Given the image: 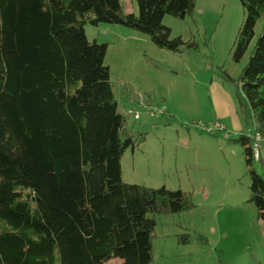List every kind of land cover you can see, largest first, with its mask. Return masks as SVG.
Wrapping results in <instances>:
<instances>
[{
  "label": "trees",
  "instance_id": "trees-1",
  "mask_svg": "<svg viewBox=\"0 0 264 264\" xmlns=\"http://www.w3.org/2000/svg\"><path fill=\"white\" fill-rule=\"evenodd\" d=\"M195 2L135 0V15L123 14L119 0H0V264H151L148 215L186 210V195L122 181L120 159L135 141L117 111L107 46L83 27L117 25L162 49L195 48L162 23L191 14ZM240 2L235 60L260 24L236 105L250 132L238 140L250 202L264 224V154L257 174L251 139L258 132L264 144V0Z\"/></svg>",
  "mask_w": 264,
  "mask_h": 264
},
{
  "label": "rangeland",
  "instance_id": "rangeland-1",
  "mask_svg": "<svg viewBox=\"0 0 264 264\" xmlns=\"http://www.w3.org/2000/svg\"><path fill=\"white\" fill-rule=\"evenodd\" d=\"M119 3L123 14L137 15L135 0ZM244 17L240 0H196L184 18L165 15L162 23L171 37L196 45L177 52L117 25L83 27L90 42L107 46L104 63L117 111L132 108L126 101L132 94L153 97L150 105L165 111L154 116L135 106L139 119L125 116L135 147L120 159L124 183L164 186L186 195V210L148 215L155 221L151 264H264V224L250 202V173L238 141L250 136L236 105L238 80L260 33L258 24L249 49L235 60L234 42ZM209 122H220L224 131L209 135L193 125ZM253 169L261 174L257 160ZM185 238L187 243H180Z\"/></svg>",
  "mask_w": 264,
  "mask_h": 264
},
{
  "label": "built area",
  "instance_id": "built-area-1",
  "mask_svg": "<svg viewBox=\"0 0 264 264\" xmlns=\"http://www.w3.org/2000/svg\"><path fill=\"white\" fill-rule=\"evenodd\" d=\"M133 97L135 99L136 106L146 107L150 115L163 116L165 114V111L163 109H155L150 105L151 100L153 99L152 97L149 96L147 98H144L140 94L139 95L133 94ZM124 114L133 115L134 120L139 119L138 112L135 110V107L133 109H130L129 111H125ZM193 125L198 127L200 130H202V132L209 134V135H213L215 133H221L224 131V126L219 123H214L213 125L209 124L208 126H204L201 124H193ZM225 138H228V136L225 135ZM251 139H252V157L256 161V160H259L261 156L262 136L260 133L254 132L252 134Z\"/></svg>",
  "mask_w": 264,
  "mask_h": 264
},
{
  "label": "crops",
  "instance_id": "crops-1",
  "mask_svg": "<svg viewBox=\"0 0 264 264\" xmlns=\"http://www.w3.org/2000/svg\"><path fill=\"white\" fill-rule=\"evenodd\" d=\"M120 27V28H119ZM115 28H118V29H120L121 30V28H123V27H121V26H115ZM125 28V27H124ZM134 31V30H133ZM122 32V35H127L128 33H126V31H121ZM131 97H132V95H130ZM126 101L127 102H129V105L131 104V105H133V101H132V99L128 96L127 97V99H126ZM220 123V122H219ZM245 123V122H244ZM209 124H210V122H209ZM221 124V123H220ZM247 126V125H246ZM248 128V127H247ZM201 138V137H200ZM203 140V139H202ZM213 140V139H212ZM214 141V140H213ZM205 142H209V140H207V141H205ZM215 142V141H214ZM111 261V260H110ZM110 261H108V262H106V263H104V264H107V263H109ZM153 261V260H152ZM118 263L117 264H122V261L119 259V261H117Z\"/></svg>",
  "mask_w": 264,
  "mask_h": 264
},
{
  "label": "clouds",
  "instance_id": "clouds-1",
  "mask_svg": "<svg viewBox=\"0 0 264 264\" xmlns=\"http://www.w3.org/2000/svg\"><path fill=\"white\" fill-rule=\"evenodd\" d=\"M124 113H125V112H124ZM124 113H123V114H124ZM124 115H125V114H124Z\"/></svg>",
  "mask_w": 264,
  "mask_h": 264
}]
</instances>
